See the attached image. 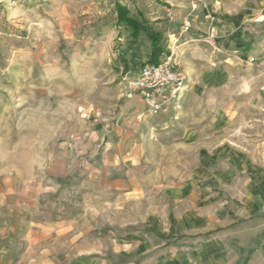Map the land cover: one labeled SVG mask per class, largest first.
<instances>
[{"label": "rangeland", "instance_id": "obj_1", "mask_svg": "<svg viewBox=\"0 0 264 264\" xmlns=\"http://www.w3.org/2000/svg\"><path fill=\"white\" fill-rule=\"evenodd\" d=\"M153 37L187 76L155 115ZM24 193L89 264H264V0H0V203Z\"/></svg>", "mask_w": 264, "mask_h": 264}, {"label": "crops", "instance_id": "obj_2", "mask_svg": "<svg viewBox=\"0 0 264 264\" xmlns=\"http://www.w3.org/2000/svg\"><path fill=\"white\" fill-rule=\"evenodd\" d=\"M18 200L0 203V264H89L90 254L99 251L88 229L74 230L76 217L55 216L38 195L19 194Z\"/></svg>", "mask_w": 264, "mask_h": 264}, {"label": "built area", "instance_id": "obj_3", "mask_svg": "<svg viewBox=\"0 0 264 264\" xmlns=\"http://www.w3.org/2000/svg\"><path fill=\"white\" fill-rule=\"evenodd\" d=\"M190 23L184 22L185 30ZM168 44L166 53L155 62L143 63L129 86L138 91L151 115L170 110H177L183 105L186 88V74L180 70L178 38L174 37Z\"/></svg>", "mask_w": 264, "mask_h": 264}, {"label": "trees", "instance_id": "obj_4", "mask_svg": "<svg viewBox=\"0 0 264 264\" xmlns=\"http://www.w3.org/2000/svg\"><path fill=\"white\" fill-rule=\"evenodd\" d=\"M127 20V23H130V24H133V22L129 19H126ZM157 41L154 37L152 39V50H151V55H152V58L149 60V62H155L159 59L158 55L160 52V47L158 46L157 44Z\"/></svg>", "mask_w": 264, "mask_h": 264}]
</instances>
